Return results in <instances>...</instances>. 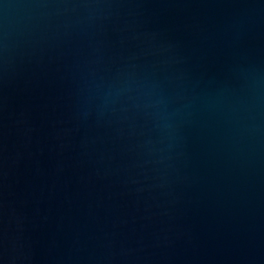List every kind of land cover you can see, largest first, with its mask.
<instances>
[{
    "label": "water",
    "instance_id": "1",
    "mask_svg": "<svg viewBox=\"0 0 264 264\" xmlns=\"http://www.w3.org/2000/svg\"><path fill=\"white\" fill-rule=\"evenodd\" d=\"M0 264H264V0H0Z\"/></svg>",
    "mask_w": 264,
    "mask_h": 264
}]
</instances>
